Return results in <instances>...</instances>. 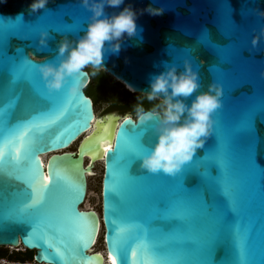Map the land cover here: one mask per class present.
<instances>
[{
    "label": "water",
    "instance_id": "water-1",
    "mask_svg": "<svg viewBox=\"0 0 264 264\" xmlns=\"http://www.w3.org/2000/svg\"><path fill=\"white\" fill-rule=\"evenodd\" d=\"M29 3L30 0H0V107L5 108L11 122L52 106L36 94L30 82L23 78L13 82L12 61L26 56L30 66L32 62L36 65L56 63L60 40L67 37L74 42L83 33L90 16L81 0H47L45 6L35 12L29 9ZM150 3L163 7V13L156 16L146 12L138 14L136 34L121 40L119 53L112 54L106 49L101 65L87 67L103 70L125 90L147 95L153 74L171 63L182 70L187 60L198 73L201 85L198 91L206 90L209 83L221 88V107L212 114L211 133L192 160L182 165L175 176L149 173L139 166V156L155 141L153 124L158 112H153L152 119L143 123L132 117L125 119L129 117L127 114L97 117L93 131L82 139L76 152L58 153L56 151L67 149L87 131L94 119L93 103L84 92L89 74L81 69L68 77L60 90L50 93L55 98L71 101L66 114L52 131L67 129L74 134L67 143L38 151L35 156L41 180L44 174L48 176L49 163L56 158L53 163L62 178L56 182L54 204L71 193L73 183H79L74 207L76 212L88 216L93 231L87 243L82 244L71 230L53 229L48 233L49 246L37 243L35 237H30L26 243L25 236L31 228L6 222L0 229V247L21 246L34 251L36 264H101L100 255L90 251L98 234V215L95 216L91 209H81L87 185L83 174L90 171L92 160L100 158L104 148L111 144L112 149L103 153L100 183V218L104 247L109 255L105 182L109 171H118L131 158L130 182L119 194H109L108 199L122 213L132 212L136 219L146 224L161 250L179 245L184 257L173 264H237L231 234H243L245 228L250 237L246 244L253 246L245 264H264V0H125L134 10H142ZM105 10L111 13L119 9ZM41 32L47 33L44 44L39 42ZM254 37L255 45L252 43ZM32 73L35 82L47 91L38 67L33 66ZM71 85L78 87L77 94L68 93ZM84 116H87L86 122ZM77 123L84 126L77 130ZM105 124L110 125L107 138L90 145L98 151L93 158L81 145L87 137L100 132ZM50 139L46 133L45 142ZM134 150L139 152L138 156L132 155ZM45 153L51 155L43 168L39 155ZM83 154L89 155V165L81 163ZM198 173H202L203 178ZM18 174L11 164H6L4 172L0 173V213L7 214L26 199V185L14 178ZM225 179L236 188V215L228 213L227 204L217 190V182ZM177 199H183L191 210V215L182 221L173 219L166 211ZM217 226L222 229L219 242L209 245L208 238ZM134 239L135 234L129 244ZM127 264H145V257H133L129 251Z\"/></svg>",
    "mask_w": 264,
    "mask_h": 264
},
{
    "label": "snow or ice",
    "instance_id": "snow-or-ice-1",
    "mask_svg": "<svg viewBox=\"0 0 264 264\" xmlns=\"http://www.w3.org/2000/svg\"><path fill=\"white\" fill-rule=\"evenodd\" d=\"M210 38V37H209ZM29 59L25 56L20 61L13 60L11 64V76L13 82L19 78L30 82L36 94L43 100L51 102V108L43 111L33 112L27 116L18 117L11 122L10 115H6V110L0 107V173L4 172L6 164L15 166L18 175L14 178L26 185V199L15 205L7 214L0 213V229L5 223H18L31 228V232L25 236V242L30 237H35L37 243L49 245L48 233L55 229L60 232L71 230L76 239L82 243H87V239L93 231L92 223L84 213L75 210V199L79 194V183L72 184L71 193L63 200L54 204L53 197L55 186L61 174L56 170L53 161L49 163V174L43 180L40 178V166L35 153L47 148L55 147L67 143L73 132L64 129L60 132L52 130L59 124L66 114L71 101L66 98H55L51 92L40 88L33 78L32 67H38L34 62L29 65ZM84 103H87L84 101ZM11 107V105L9 106ZM86 122L87 116L83 117ZM84 124L77 123L76 129L83 127ZM109 124H105L100 132L93 133L85 139L81 145L82 150H87L95 158L98 151L90 147L97 142H103L109 133ZM51 139L45 142V134ZM143 146L142 144L140 145ZM109 144L104 148L105 153L112 149ZM133 156H138V151L132 152ZM133 159L129 158L121 165L118 171L108 174L105 182V215L108 229L107 239L109 241L110 259L112 264H127L128 252L131 251L133 257L143 255L145 264H173L175 261L183 259L184 253L179 245L161 250L156 238L151 234L152 230L140 220L136 219L132 212L122 213L108 199L109 194H119L131 180L130 168ZM27 164V167H21ZM203 178L202 173H198ZM51 178V182H49ZM219 195L227 204V211L231 215H236L238 209L235 207L236 188L227 179L218 181ZM166 211L175 220L182 221L191 215V210L185 205L183 199L171 202ZM222 229L217 226L215 231L209 236V245L219 242ZM135 239L132 244L129 240ZM250 240L247 228L243 234L233 232L231 234V245L237 256V264H245L250 256L253 246L246 244ZM51 246V245H49ZM113 256L115 259H113Z\"/></svg>",
    "mask_w": 264,
    "mask_h": 264
},
{
    "label": "clouds",
    "instance_id": "clouds-1",
    "mask_svg": "<svg viewBox=\"0 0 264 264\" xmlns=\"http://www.w3.org/2000/svg\"><path fill=\"white\" fill-rule=\"evenodd\" d=\"M46 3L47 0H30L29 9L35 12ZM81 3L90 12L83 33L74 42L67 37L60 40L56 63L38 65L49 92L60 90L68 77L85 66L101 65L106 49L112 54L119 53L121 40L136 34L138 14L146 12L156 16L164 11L163 7L151 3L142 10H134L131 4H125V0H81ZM106 8L119 10L108 13ZM46 36L47 33L41 32V44L46 43ZM252 43L255 45V37ZM148 83L147 99H159L157 107L162 111L157 113L153 124L155 141L146 153L139 156V166L149 173L175 176L182 165L192 160L196 150L203 146L205 138L211 133L214 123L212 114L221 107V88L218 84L209 83L206 90L198 91L201 87L198 73L187 60L183 62L182 70H178L174 63L166 64L150 77ZM67 91L75 95L78 87L71 85ZM189 97H192L190 102L185 103ZM154 111H145L137 105V121L143 123L152 119Z\"/></svg>",
    "mask_w": 264,
    "mask_h": 264
},
{
    "label": "rangeland",
    "instance_id": "rangeland-1",
    "mask_svg": "<svg viewBox=\"0 0 264 264\" xmlns=\"http://www.w3.org/2000/svg\"><path fill=\"white\" fill-rule=\"evenodd\" d=\"M83 69H85L89 73V75L93 78V84H91L88 88H86L85 92L90 95V97L93 99V101L96 100L95 105H94V112L98 117L113 113V114L118 115V116H123L124 114H127V115H130L131 117L135 118L136 117L135 107L131 108V107H129V104H131V105L136 104V105L151 107L152 109L157 108V105L160 104L159 99L155 100L157 103L153 102V101H149L147 99V95L133 93V95H134L133 96V95H129V94L125 93L126 94L125 98L127 97L126 99H129L132 101L130 103L128 102L124 106L123 110L120 111V110L115 109V108H109V107H107L108 106L107 101H105V96H104V95H106V89L101 88L97 84V81L95 80V77L97 79L101 78L99 72H102L103 70H94L93 71V69H91L87 66H85ZM97 71H99V72H97ZM105 74L108 75L107 73H105ZM108 78L113 80V82L116 81L115 79L109 77V75H108ZM122 88H123V86H122ZM118 92H121V90H118ZM77 149H78V144H77V142H74L73 145H71L69 148H67V151L76 152ZM84 162H87V161H84ZM89 163L90 162L88 161V163H86V164L89 165ZM90 167H92V172L94 174L87 177V179H86V182H87L86 196H85V200L82 203L81 207L84 209L85 208H91V209L93 208L94 210L97 211V213H99L101 210L100 209V205H101V201H100V189H101L100 183H101V180H100V178H101V174H102V165L100 162H94V163H92V166H90ZM1 248L3 250L7 251V254H9V255L12 254L13 252H17V251L23 252L25 250L21 246H18V247H5V246L3 247L2 246ZM93 249L98 250V251H102V253H104V251H105L104 240H103V230L102 229H100V233L98 235L97 242H96L95 246L93 247ZM31 262H32V264H34L33 261H31Z\"/></svg>",
    "mask_w": 264,
    "mask_h": 264
},
{
    "label": "bare ground",
    "instance_id": "bare-ground-1",
    "mask_svg": "<svg viewBox=\"0 0 264 264\" xmlns=\"http://www.w3.org/2000/svg\"><path fill=\"white\" fill-rule=\"evenodd\" d=\"M128 89H129V88H128ZM129 90H130V89H129ZM130 91L133 92L132 90H130ZM92 109H93V107H92ZM93 116H94V119H93V121H92V123H91V127H90L87 131H85L80 137H78V138L74 141V142H77L78 146L80 145L82 139H83L85 136L89 135V134L93 131V126H92V125L95 123V119L98 117V116L95 114L94 109H93ZM128 116L131 117L130 115H128ZM134 119H136V117H135ZM117 123H118V122L116 121V125H117ZM116 125H115V128H116ZM115 128H114V131H115ZM114 131H113V135H114ZM113 135H112L111 143H112V141H113ZM74 142H73L71 145H73ZM71 145H70V146H71ZM70 146H68V148H69ZM105 148H106V147H105ZM62 151H67V149H64V150H58V151H56V152L61 153ZM103 153H104V150H103V152H102L101 157L92 160V163H94V162H100L101 165H102V163H103ZM50 155H51V153H45V154L39 155V158H40V161H41V164H42V167H43V168H45V166L47 165V161H48V158L50 157ZM84 161H87V162H84ZM88 161L90 162V157H89V155L83 154V155L81 156V163H83L84 165H87L86 163H88ZM89 170H90L89 172L87 171L86 173L83 174V176H84L85 178H87V177H89V176H91V175L94 174V173L92 172V167H89ZM45 176H46V175L44 174V175H43V178H44ZM85 196H86V192H85ZM100 201H101V196H100ZM81 209H84V208H81ZM85 209H91V208H85ZM91 210H93L95 216L98 215V218H99V219H98V225L96 224V230H98V231H97L98 234H97V236L95 237L96 239L94 238V240H96L95 243H94V245H93V247H94L95 244H96V242H97V238H98V235H99V233H100V229H103V225H102V222H101V219H100V216H101L100 212L97 213V211L94 210L93 208H92ZM96 230H95L94 235L96 234ZM103 233H104V232H103ZM93 237H94V236H93ZM8 247H10V246H8ZM90 251H92V252H97V254L100 255V257H101V259H102L101 264H112V259H110V255L106 252V250L104 251V253H102V251H98V250H95V249H93V248H92V250H90Z\"/></svg>",
    "mask_w": 264,
    "mask_h": 264
},
{
    "label": "trees",
    "instance_id": "trees-1",
    "mask_svg": "<svg viewBox=\"0 0 264 264\" xmlns=\"http://www.w3.org/2000/svg\"><path fill=\"white\" fill-rule=\"evenodd\" d=\"M94 71V70H93ZM97 72H99V71H97ZM100 73V76H101V78L103 77H105V78H108V75H106L105 73H104V71H102V72H99ZM89 74V73H88ZM110 77V76H109ZM89 81H88V83H87V85L85 86V88H84V91H85V89L86 88H88L91 84H93V78L89 75ZM101 78L100 79H97L96 77H95V80L97 81V84L100 86V81H101ZM110 79V78H109ZM116 82V81H115ZM113 82V84L111 85V88L113 89V91H115V93H118V90H121V93L122 94H124V95H126L125 93H127V94H129V95H133V94H130L129 92H127L126 90H124L123 88H122V85L120 84V83H118V82ZM115 84V85H114ZM120 93V92H119ZM87 94V96L88 97H90V95L88 94V93H86ZM134 96V95H133ZM118 101H121V99H119ZM132 100H130L129 101V103L131 102ZM95 102H96V100H94V101H92V103H93V106L95 105ZM129 107H131V108H134V104L133 105H131V104H129ZM144 109H145V111L146 110H149L151 107H146V106H142ZM33 255H34V251H29V250H24L23 252H21V251H17V252H13L12 254H7V251H5V250H3L1 247H0V257H5V256H7L9 259H11V260H13V261H15V262H17L18 264H32V262L31 261H33ZM34 262V261H33Z\"/></svg>",
    "mask_w": 264,
    "mask_h": 264
},
{
    "label": "flooded vegetation",
    "instance_id": "flooded-vegetation-1",
    "mask_svg": "<svg viewBox=\"0 0 264 264\" xmlns=\"http://www.w3.org/2000/svg\"><path fill=\"white\" fill-rule=\"evenodd\" d=\"M112 78V77H111ZM100 87L106 89V95L105 96V101H107V107L109 108H115L118 110H123L124 106L130 101L129 99H126L124 94H122L121 92L119 93H115V91H113V89L111 88V85L113 84V80L109 79V78H101L100 81ZM105 86V87H104ZM85 92V91H84ZM86 94V92H85ZM133 94V93H131ZM87 95V94H86ZM136 97V96H135ZM138 97V96H137ZM91 99V101H93V99L91 97H89ZM119 99H121V101H118ZM153 102H156L155 100H153ZM157 103V102H156ZM137 105L134 104V107H136ZM158 106V105H157ZM150 111L155 110L154 112H161V109H159L158 107L155 109L150 108ZM113 114V113H112ZM133 118V117H132ZM103 172V169H102ZM102 177V174H101ZM101 180V178H100ZM101 209V207H100ZM100 214H101V210H100ZM101 219V218H100ZM103 230V229H102Z\"/></svg>",
    "mask_w": 264,
    "mask_h": 264
},
{
    "label": "built area",
    "instance_id": "built-area-1",
    "mask_svg": "<svg viewBox=\"0 0 264 264\" xmlns=\"http://www.w3.org/2000/svg\"><path fill=\"white\" fill-rule=\"evenodd\" d=\"M33 263L36 264L35 262ZM0 264H18V263L5 256V257H0Z\"/></svg>",
    "mask_w": 264,
    "mask_h": 264
}]
</instances>
